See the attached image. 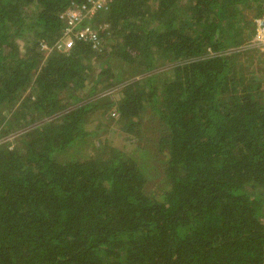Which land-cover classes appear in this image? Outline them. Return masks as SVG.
<instances>
[{"label": "trees", "instance_id": "16d2710c", "mask_svg": "<svg viewBox=\"0 0 264 264\" xmlns=\"http://www.w3.org/2000/svg\"><path fill=\"white\" fill-rule=\"evenodd\" d=\"M83 3L0 0V264H264V0H112L45 55ZM110 109L138 156H77Z\"/></svg>", "mask_w": 264, "mask_h": 264}, {"label": "built area", "instance_id": "2783aa9c", "mask_svg": "<svg viewBox=\"0 0 264 264\" xmlns=\"http://www.w3.org/2000/svg\"><path fill=\"white\" fill-rule=\"evenodd\" d=\"M112 0H86L83 4H71L65 11L59 14L63 28L60 39L52 46H47L43 41L39 42V49L48 55L50 52H66L73 40H80L90 44L91 49L101 52L107 43L99 34L100 30L106 29L107 24L92 25L90 19L97 12L106 9ZM86 21V23H84ZM254 31L250 40L242 46L245 48H257L264 52V11L253 18ZM110 94V93H109ZM9 141L10 146L13 141L11 134L0 135V143Z\"/></svg>", "mask_w": 264, "mask_h": 264}, {"label": "rangeland", "instance_id": "374dc122", "mask_svg": "<svg viewBox=\"0 0 264 264\" xmlns=\"http://www.w3.org/2000/svg\"><path fill=\"white\" fill-rule=\"evenodd\" d=\"M19 45H22V42L19 43ZM158 70L156 71H163L165 68V65H157ZM90 86V84L88 85V87ZM109 93L114 92L115 93V89L113 90H109ZM101 94L98 93L97 96H99ZM112 109L108 110L107 113L101 114V113H93V115L89 118L86 127H87V131L91 130V134L88 136L87 138V144L86 145H81L82 147H78L77 150V156H83L89 151V148H87L90 145H98L100 143V141H104L107 140L108 142H110V144L117 146L119 148H122L123 150L127 151L128 153H132L133 156L137 157L138 156V149L136 146H134V142H132L134 140L133 137H131L128 133H124V131L119 128L116 122V115L113 114ZM3 114H8L7 110L3 111ZM97 128V129H96ZM146 140V138H144ZM90 143H89V142ZM87 146V147H85ZM136 148H134V147ZM145 154V153H144ZM158 165V164H156ZM154 164V168H151L150 170V176H149V183L148 186L150 189H154V188H162L163 187V183L161 182V173L159 172V170H157V166ZM155 175V176H154ZM158 178H157V177Z\"/></svg>", "mask_w": 264, "mask_h": 264}]
</instances>
